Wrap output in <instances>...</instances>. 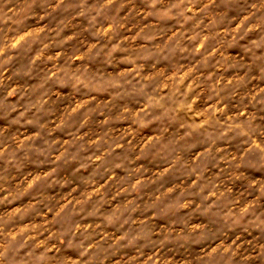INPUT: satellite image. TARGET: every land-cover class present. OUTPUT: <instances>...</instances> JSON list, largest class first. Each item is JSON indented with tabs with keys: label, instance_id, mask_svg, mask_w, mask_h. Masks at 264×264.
I'll use <instances>...</instances> for the list:
<instances>
[{
	"label": "clouds",
	"instance_id": "clouds-1",
	"mask_svg": "<svg viewBox=\"0 0 264 264\" xmlns=\"http://www.w3.org/2000/svg\"><path fill=\"white\" fill-rule=\"evenodd\" d=\"M0 264H264V0H0Z\"/></svg>",
	"mask_w": 264,
	"mask_h": 264
}]
</instances>
